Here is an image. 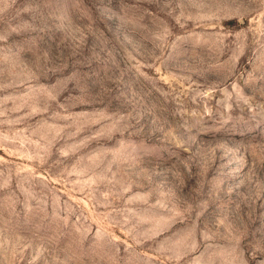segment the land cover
Masks as SVG:
<instances>
[{
	"label": "rangeland",
	"instance_id": "374dc122",
	"mask_svg": "<svg viewBox=\"0 0 264 264\" xmlns=\"http://www.w3.org/2000/svg\"><path fill=\"white\" fill-rule=\"evenodd\" d=\"M0 264H264V0H0Z\"/></svg>",
	"mask_w": 264,
	"mask_h": 264
}]
</instances>
